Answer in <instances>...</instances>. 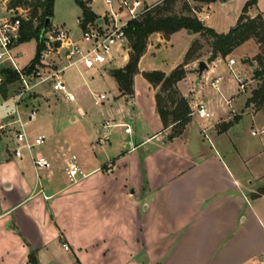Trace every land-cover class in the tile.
I'll return each instance as SVG.
<instances>
[{
    "label": "crops",
    "instance_id": "0c3cea01",
    "mask_svg": "<svg viewBox=\"0 0 264 264\" xmlns=\"http://www.w3.org/2000/svg\"><path fill=\"white\" fill-rule=\"evenodd\" d=\"M85 1L89 2L92 13L101 18L91 7L93 0ZM217 1L223 3L226 0ZM200 5H204V9L211 3ZM255 6L248 9V17L260 15L264 21L261 13L252 14ZM199 17L206 27L218 34L227 33L238 19L235 23L224 25V30L220 32L205 22L209 15H204L203 10ZM180 31L193 36L183 61L195 41L202 44V49L197 54L198 58L185 66L186 72H191L196 79L195 88L186 92L180 89L187 74L176 88L189 107L204 104L214 120L200 123L191 118L180 136L171 137V128H163L156 110V90L144 78L145 85L139 80L143 72L151 71L138 68L131 98L120 95L116 83V98L128 104L123 112L126 120L134 123V131L126 124V137L112 145L114 133L108 130L125 123L115 120L104 122L103 133L97 136L98 141L91 147V152L83 149L81 155H71L85 175L78 176L74 183L70 182L65 172L71 156H66L64 144L54 139L53 132L36 131L30 127L34 135L43 134L52 139L45 150L46 155H43L50 161L51 167L39 171L36 177L28 159H13L8 148L6 155H0V264H28L30 251H35L39 264L48 260L60 264L56 256H51L54 245L72 253L75 264L76 260L80 264L262 263L264 242L260 240H264V226L257 206L264 203V195L257 198H252V195L264 186V174L252 181L245 176L242 179L240 174L233 172L227 162L233 156H228L230 152L223 149L221 137L233 127L239 132L238 124L246 110L251 109L254 115L264 114V104L259 109L252 104L248 106L246 102L251 94L244 88L240 89L243 82L246 86L256 82L253 75L257 64L253 59L264 53L250 39L227 57L205 62L208 70L199 76L197 65L204 58V48L207 47L206 54L209 56L210 49L198 34ZM152 35L165 41L173 36L166 40L160 34ZM152 35L148 37L143 55ZM71 37L77 42L80 39H75L72 34ZM19 45L12 49L16 62ZM237 53L239 60L234 58ZM231 58L235 60L234 65H229ZM103 69L106 68L97 70ZM77 70L88 73L93 69ZM216 78H220V83L213 88L211 82ZM41 93L44 98L49 95V92ZM6 101H13V98L3 99V102ZM234 106L236 110L231 108ZM41 107L48 112L42 114L46 118L44 128L49 130L52 126L49 118L55 105L43 100ZM11 114L10 110L3 111L0 121L9 120ZM76 114L79 119L84 117L80 109L76 110ZM39 117L36 122L42 120ZM70 120L76 121L75 117H70ZM230 121L235 124L224 131L222 124ZM202 125L208 127L206 137L201 133ZM4 139L10 143V139ZM98 149L105 150L104 158L97 156ZM24 161L29 162L34 179L20 169ZM60 163L65 183L60 177L53 178L51 172V168ZM40 172H44L45 176L42 181ZM63 244L67 245V250Z\"/></svg>",
    "mask_w": 264,
    "mask_h": 264
},
{
    "label": "rangeland",
    "instance_id": "374dc122",
    "mask_svg": "<svg viewBox=\"0 0 264 264\" xmlns=\"http://www.w3.org/2000/svg\"><path fill=\"white\" fill-rule=\"evenodd\" d=\"M26 1L32 4L34 3V0ZM246 1L247 0H226L223 3H219L215 0L211 5L206 6L204 9V5L190 2V7L197 12H202L203 10L204 15L208 14L209 19L205 22L211 24L221 32L224 30V25L226 26L230 22L235 23L236 18L240 14L241 8ZM183 6V2L178 0L174 7V13L177 15L185 14ZM91 7L101 17L105 16L107 8L104 5L103 0H93ZM30 9V6H27L21 9V11H17V14L22 21L30 19ZM258 12L264 15V0H258L257 5L252 8V14ZM78 18H80V8L76 0H55L53 18L51 21L52 27H64L75 39H78L80 37ZM33 22L35 26L38 24L37 20L33 19ZM192 40L193 36L187 35L184 31L174 34L169 41L162 40L157 35H152L145 55L139 60V70L169 73L173 68L182 64L183 55ZM19 44L20 43H17V45ZM154 45L157 47L155 48ZM206 51L207 47L204 48V58L201 61L208 63L207 58L209 55L206 54ZM16 52L19 53V55H17L18 67H25L35 56V40L21 43ZM234 58L239 60L240 55L238 53L234 54ZM231 59H229L228 62ZM121 65V61L117 58L115 67L122 68L125 64ZM105 68L106 69L103 70L93 69L91 70L92 72L88 73L83 72L82 70L78 71L77 69H70L63 74L64 81L67 82L71 93L74 95V102H65L59 95L53 93L48 85H42L38 89L40 92L36 95L37 99L33 106L38 110V115H40L39 118H42V120L31 125V127L36 131L41 130L46 133L53 132L56 136L54 139L64 144V147L66 148L65 153L68 157L73 153L75 155H81L83 149L91 152V147L98 141L97 136L100 134L102 135L103 133L104 128L102 125L104 122L115 120L117 123H125L122 126H115L108 130L110 133H114L112 145H114L115 141H119L123 137H126L124 134V127L126 124H128L129 128H132V131H134V123L132 124L128 122L126 120L127 116L123 112V108H127L128 104L124 100L116 98L117 85L115 80L109 74L112 68ZM186 74V79L180 86V89L183 92L195 88L196 79L194 78V75L191 72H186ZM139 80L144 83L143 85L146 84V81L141 75L139 76ZM257 83L258 81L256 80V82H253L248 86H246L247 84L245 82L242 84L244 85L245 91H247L248 94H252L257 88ZM140 86L141 85L138 84L139 89ZM6 89L7 97L5 100H9L10 98H13L17 92L18 86L13 84L6 87ZM41 92H49V95H46V98H44ZM98 94H104L107 98V100L99 107L95 106L93 103V95ZM43 100L51 101L52 104L55 105V107H53L54 111L50 114L51 118H49L52 122V126L49 130L44 128L46 118L43 117L42 113L45 114L48 112L41 107ZM241 101H243V98H241ZM235 106L231 108L236 110ZM77 109H80L84 113L82 119L78 118L76 114ZM9 110L10 112H13V101L3 102L0 95V112L2 113L3 111ZM70 117H75L76 121L72 122ZM210 120H214L213 115ZM238 127L240 128L238 133L235 131L234 127L231 128L227 135L221 137V142L224 144L223 149L230 152L228 156L231 154L233 156V159L231 160L227 158L228 166L233 172L240 174L242 179L245 176L246 179L253 181L256 176L264 174V135L253 137L251 136V130L264 128V114L257 113L254 115L252 110L248 109L242 114ZM4 138H7L9 141V137L2 136L0 138V155H6L7 148L8 151H11L13 148V144L11 142L7 143ZM50 141H52V139L47 136L43 146L37 151L42 155H46L45 150ZM97 151V156L100 158L106 155V152L103 149H98ZM236 151H238V153H236ZM224 160L226 161V159ZM20 167L26 176L34 179V174L28 161H24ZM51 172L53 173V178L60 177L62 181H64L61 163L55 167L53 166ZM39 175L41 181L45 179L44 172H40ZM63 183H65V181ZM257 208L259 211V217L264 226V203L258 204ZM260 242H264V240H260ZM51 256H56L57 261H59L60 264H75L73 254L64 252L59 246L57 247L54 245L52 247ZM44 264H53V262L48 260L45 261Z\"/></svg>",
    "mask_w": 264,
    "mask_h": 264
},
{
    "label": "built area",
    "instance_id": "2783aa9c",
    "mask_svg": "<svg viewBox=\"0 0 264 264\" xmlns=\"http://www.w3.org/2000/svg\"><path fill=\"white\" fill-rule=\"evenodd\" d=\"M165 0H103L107 8L104 17L93 24H87L81 29L79 41H74L70 32L64 27H50L42 36L43 49L40 51L37 63L30 69L19 68L12 49L17 45L21 36L22 20L17 11L20 8H10L9 0H0V70L14 71L18 79L14 83L18 86L13 96V112L7 121H0V136L9 137L13 144L10 156L16 160L28 159L38 177V172L48 170L50 161L37 150L44 144L46 137L43 134L30 132V127L38 117V110L31 104L39 92V87L48 85L52 92L60 95L68 102H74V95L63 79V74L69 69L81 68L84 70L115 67L116 59L127 63L130 46L125 34L132 21H136L162 4ZM195 16L202 22L201 12L194 11ZM207 18V16H205ZM78 19V24L81 23ZM100 21V22H99ZM203 23V22H202ZM231 59L229 65H234ZM2 78L0 76V84ZM220 78L211 82L217 88ZM244 85L240 84V89ZM106 100L104 94L93 95V103L100 106ZM189 117L200 123L208 122L211 114L202 103L190 107ZM208 127H201V133L206 137ZM128 132V129L125 130ZM254 137L264 135V129L251 131ZM65 172L71 183L76 182L78 176L85 175L79 170L76 159L71 156ZM64 249H68L63 244ZM261 264H264V257Z\"/></svg>",
    "mask_w": 264,
    "mask_h": 264
},
{
    "label": "trees",
    "instance_id": "16d2710c",
    "mask_svg": "<svg viewBox=\"0 0 264 264\" xmlns=\"http://www.w3.org/2000/svg\"><path fill=\"white\" fill-rule=\"evenodd\" d=\"M178 0H165L162 4L154 7L144 16L136 21H132L125 34L130 46L129 59L126 65L119 69L110 71L111 77L118 85L120 95L131 98L134 95L133 79L138 74V62L144 54L147 46L148 37L152 34H160L164 39L168 40L174 33L185 30L193 34H198L204 39L210 49L208 63L216 58L227 57L234 49L252 39L264 53V21L260 15L249 18L248 9L255 6L258 0H248L239 15L237 22L225 34H218L213 29L206 27L194 14V10L190 7V2L197 4H209L215 0H181L184 4V13L177 15L174 13V7ZM55 0H34V3H28L26 0H9L10 8H20L30 6V19L22 21L21 36L18 43H24L31 40L36 42V53L27 69L32 68L38 61L40 51L43 49L41 29L45 20L53 18ZM81 10L80 29H84L87 24L95 23L98 18L92 13L88 7V1L77 0ZM34 20L38 24L34 25ZM51 27L49 24L48 28ZM46 29V31H47ZM45 31V32H46ZM202 49V44L195 41L184 56L182 64L174 68L168 75L160 71L143 72V78L156 90L154 98L158 116L164 129L171 128V134L178 137L182 134L185 126L190 122V107L187 101L180 95L176 85L186 76L185 66L188 62L195 60L197 54ZM256 64V71L253 75L258 81L257 88L252 92L251 97L246 104L253 105L259 109L264 104V55H257L253 59ZM248 62V61H244ZM0 76L2 82L0 84V95L3 99L7 97L6 87L14 84L18 76L10 69H1ZM235 124L234 121L223 123V130ZM264 195V186L252 198ZM28 264H39L35 251H30L27 256ZM77 264H80L76 260Z\"/></svg>",
    "mask_w": 264,
    "mask_h": 264
},
{
    "label": "water",
    "instance_id": "95a60500",
    "mask_svg": "<svg viewBox=\"0 0 264 264\" xmlns=\"http://www.w3.org/2000/svg\"><path fill=\"white\" fill-rule=\"evenodd\" d=\"M51 21H52V19H50V18H48V19L45 20V23H44V25H43V27L41 29V35H40L41 37L45 33V31L48 28L49 24H51ZM189 33H191V32H189ZM207 70H208L207 64L205 62H203V61H200L198 63V65H197L196 73L200 76L204 71H207ZM171 137H175V136L172 134Z\"/></svg>",
    "mask_w": 264,
    "mask_h": 264
}]
</instances>
